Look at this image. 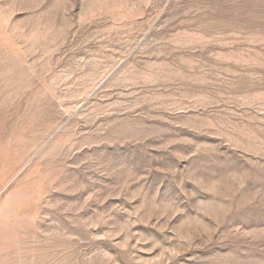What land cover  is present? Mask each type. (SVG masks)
Wrapping results in <instances>:
<instances>
[{
  "label": "rangeland",
  "instance_id": "1",
  "mask_svg": "<svg viewBox=\"0 0 264 264\" xmlns=\"http://www.w3.org/2000/svg\"><path fill=\"white\" fill-rule=\"evenodd\" d=\"M0 264H264V0H0Z\"/></svg>",
  "mask_w": 264,
  "mask_h": 264
}]
</instances>
